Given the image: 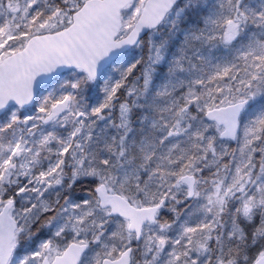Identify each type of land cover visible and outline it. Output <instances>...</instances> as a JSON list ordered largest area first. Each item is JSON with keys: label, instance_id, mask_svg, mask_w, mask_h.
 Listing matches in <instances>:
<instances>
[{"label": "snow or ice", "instance_id": "snow-or-ice-1", "mask_svg": "<svg viewBox=\"0 0 264 264\" xmlns=\"http://www.w3.org/2000/svg\"><path fill=\"white\" fill-rule=\"evenodd\" d=\"M0 264H264V0H0Z\"/></svg>", "mask_w": 264, "mask_h": 264}]
</instances>
